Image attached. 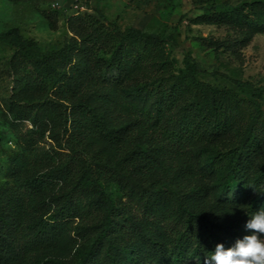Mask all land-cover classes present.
Masks as SVG:
<instances>
[{"label":"trees","instance_id":"obj_1","mask_svg":"<svg viewBox=\"0 0 264 264\" xmlns=\"http://www.w3.org/2000/svg\"><path fill=\"white\" fill-rule=\"evenodd\" d=\"M95 11L77 51L82 76L50 89L45 77L35 81L51 98L21 118L39 136L0 159L13 180L0 185V264H204L217 244L252 234L245 224L264 208L251 201L264 190V85L202 70L190 52L179 65L171 37L122 30ZM190 21L261 24L264 1L204 8ZM219 76L231 85L207 80ZM216 134H228L211 157L223 190L241 183L232 201L197 188L207 175L193 153Z\"/></svg>","mask_w":264,"mask_h":264},{"label":"rangeland","instance_id":"obj_2","mask_svg":"<svg viewBox=\"0 0 264 264\" xmlns=\"http://www.w3.org/2000/svg\"><path fill=\"white\" fill-rule=\"evenodd\" d=\"M250 1L255 0H0V159L18 151L22 138L30 140L39 136L34 134L36 127L32 121L21 118L23 109L36 108L38 103L51 98V90L42 92L34 85L35 81L45 77L50 89L54 81H72L82 76L85 62L78 58L77 51L92 34L89 19L98 18L96 6L107 22L116 23L122 30L134 27L171 37L169 50L179 65L184 54L190 52L202 70L219 71L264 85V23L213 25L190 21L204 8L215 11ZM23 49L45 58L27 59ZM207 80L221 86L231 85L224 76ZM124 88L133 94L130 85ZM18 110H21L19 114ZM227 137L228 134L212 136L193 155L207 175V181L197 188H203L204 193L208 191L215 198L232 201L239 194L241 183L230 191L223 190L211 158L213 153L226 150ZM5 182L12 184L13 180L0 168V185ZM251 184L252 180L248 181L247 185ZM255 199L264 201V193L251 197V201ZM92 240L93 237L82 242L69 261L77 262ZM46 258L42 255L37 261Z\"/></svg>","mask_w":264,"mask_h":264},{"label":"clouds","instance_id":"obj_3","mask_svg":"<svg viewBox=\"0 0 264 264\" xmlns=\"http://www.w3.org/2000/svg\"><path fill=\"white\" fill-rule=\"evenodd\" d=\"M245 229L252 234L237 239L228 248L217 244L215 251L205 257L204 264H264V208L250 216Z\"/></svg>","mask_w":264,"mask_h":264}]
</instances>
